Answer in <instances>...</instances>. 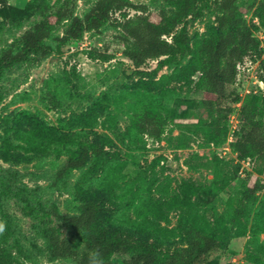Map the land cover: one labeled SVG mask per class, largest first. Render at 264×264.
<instances>
[{
	"label": "rangeland",
	"instance_id": "rangeland-1",
	"mask_svg": "<svg viewBox=\"0 0 264 264\" xmlns=\"http://www.w3.org/2000/svg\"><path fill=\"white\" fill-rule=\"evenodd\" d=\"M95 1L0 0V49L40 20L41 3H65L84 17ZM260 1L238 0L260 45L238 63L237 79L227 88L219 116L221 128L228 131L217 140L218 113L200 104L201 72L186 70L190 56H163L138 66L124 54L118 22L136 14V8L114 12L100 30L61 42L56 37L69 24L63 21L46 40L51 46L46 57L16 67L0 81V180L4 169H12L38 199L62 214L78 212L81 198L96 194L109 208L106 226L154 241L165 253L186 246L181 217L190 224L194 218L223 242L209 254L208 264H264V166L240 159L232 145L244 98L264 99V20L255 14ZM135 2L152 11L175 9L166 0ZM199 6L200 15L186 17L166 38L172 40L186 27L194 46L212 34L218 5L208 0ZM149 102L173 116L161 139L135 127V110ZM84 113L85 120L80 118ZM86 143L102 148L103 155L90 153L84 167L65 169ZM256 184L263 188L253 193ZM153 206L161 216L150 213ZM63 232L84 250L81 230ZM44 245L33 220L12 199H3L0 264H77L69 258L49 259ZM129 257L114 255L112 260L123 263Z\"/></svg>",
	"mask_w": 264,
	"mask_h": 264
},
{
	"label": "trees",
	"instance_id": "trees-1",
	"mask_svg": "<svg viewBox=\"0 0 264 264\" xmlns=\"http://www.w3.org/2000/svg\"><path fill=\"white\" fill-rule=\"evenodd\" d=\"M135 1L140 0H96L84 17L76 15L74 9L65 3L60 6L41 3L40 20L8 47L0 49V81L16 67L34 64L46 57L51 51L46 40L63 21L69 20V24L64 34L56 37L61 42L77 39L86 30L98 31L114 12L134 7L138 11L136 14L127 15L118 22L126 41L124 54L138 66L148 59L163 56H190L185 68L192 73L201 72L200 85L204 97L200 104L218 113L213 137L219 139L221 134L228 131V128H221L219 117L224 109L223 102L229 96L227 88L237 79L238 63L260 45L254 24L249 23L242 13L238 0H215L219 11L218 26L212 34L203 36L192 46L186 27L176 32L172 40L166 36L174 33L186 17L200 15L199 5L208 0H166L175 8L172 13L166 9L152 11L147 4H137ZM255 14L264 20V0L259 2ZM261 79L264 81V67ZM236 97L238 100L237 93ZM165 110L170 111L168 108ZM230 110L228 108L227 111ZM240 116V124L234 130L233 148L240 159H250L264 166V99L261 101L256 95L246 96ZM80 118L85 120V113ZM133 118L138 131L154 139H161L167 125L173 121L170 112L161 114L152 102L138 107ZM90 153L100 157L104 152L91 143L83 144L81 154L70 157L65 169L84 167ZM261 188L263 185L256 184L252 192ZM8 198L33 220L34 228L45 241L44 249L51 260L69 258L77 264H208L209 254L223 247L222 239L215 232H207L194 218L190 224L182 216L180 227L185 231L186 246L165 253L154 241L134 238L127 230H111L106 226L109 208L96 194L83 196L78 212L62 214L57 207L38 199L35 189L21 182L10 168L3 170L0 180V202ZM150 210L152 215L161 216L159 208L153 206ZM63 228L83 232V251L75 246ZM114 255L130 257L119 263L112 260Z\"/></svg>",
	"mask_w": 264,
	"mask_h": 264
},
{
	"label": "built area",
	"instance_id": "built-area-1",
	"mask_svg": "<svg viewBox=\"0 0 264 264\" xmlns=\"http://www.w3.org/2000/svg\"><path fill=\"white\" fill-rule=\"evenodd\" d=\"M235 127L238 128V125H236Z\"/></svg>",
	"mask_w": 264,
	"mask_h": 264
}]
</instances>
